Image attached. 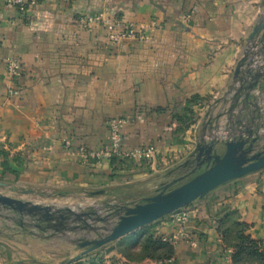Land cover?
<instances>
[{"label": "crops", "instance_id": "crops-1", "mask_svg": "<svg viewBox=\"0 0 264 264\" xmlns=\"http://www.w3.org/2000/svg\"><path fill=\"white\" fill-rule=\"evenodd\" d=\"M97 13L143 27L149 40L111 44L99 26L78 24L81 15ZM263 18L264 0H37L23 14L0 7V151L10 168L4 170L0 157V193L99 196L120 206L153 196L161 183L179 177L201 138L226 141L252 128L264 141V76L247 101L244 92L236 96L234 80L251 46L249 67L264 72L262 32L251 38ZM8 59L22 68L18 96L7 95ZM111 119L127 120L124 150L152 147L154 156L144 163L84 164L64 149V140L73 151L107 144ZM263 172L223 184L184 208L185 237L164 264H231V250L216 233L226 210L264 247ZM35 228L10 227L13 238L0 241V264H46L58 255L49 245L61 243L60 235ZM154 231L162 238L177 228L168 216ZM105 259L159 264L129 263L115 252Z\"/></svg>", "mask_w": 264, "mask_h": 264}, {"label": "water", "instance_id": "water-1", "mask_svg": "<svg viewBox=\"0 0 264 264\" xmlns=\"http://www.w3.org/2000/svg\"><path fill=\"white\" fill-rule=\"evenodd\" d=\"M258 32H262L264 44V18L253 30L251 38ZM252 48L253 46L249 49ZM250 50L244 52L234 71L236 96L244 92L246 101L257 87L259 79L264 76L260 69L252 70L249 67L252 65L249 61ZM259 143L260 139L252 128H245L239 131L236 137L226 141L199 139L187 160L181 165L184 171L179 177L161 183L153 196L142 198L138 202L114 206L117 220L109 232L98 239L80 240L77 246L82 251L64 264L80 261L103 247L187 208L223 184L264 170V145L256 151ZM0 206L18 216H27L33 221L44 224L58 222L57 226H54L55 232L66 229L67 222L84 223L85 218L93 219L94 216L93 213L76 214L69 209L61 214L59 211L53 212L49 206L32 204L2 194ZM97 221L101 222L102 219L98 218ZM18 224H21L19 220Z\"/></svg>", "mask_w": 264, "mask_h": 264}, {"label": "built area", "instance_id": "built-area-1", "mask_svg": "<svg viewBox=\"0 0 264 264\" xmlns=\"http://www.w3.org/2000/svg\"><path fill=\"white\" fill-rule=\"evenodd\" d=\"M36 2L37 0H0V7L12 8L18 13L23 14ZM77 22L84 29H88L93 25L99 26L104 31L106 41L111 44H119L124 41L144 43L149 40V36L143 27H136L133 24L105 13L81 15ZM151 28L159 29L155 23L151 24ZM5 69L8 81L6 88L7 95L9 97L18 96L19 91L16 83L22 76V68L18 61L8 59L5 61ZM126 123V119H111L106 121L105 126L108 130V142L95 151L87 150L84 147L73 151L69 140L63 141L64 149L68 153L78 156L84 164L93 162L99 165L102 161H109L114 158L138 163L149 161L156 153V149L149 147L145 149L124 150L122 147L121 128ZM170 216L177 231L172 236L162 237L161 241L175 246L180 239L185 237L184 228L189 216L183 209Z\"/></svg>", "mask_w": 264, "mask_h": 264}, {"label": "rangeland", "instance_id": "rangeland-1", "mask_svg": "<svg viewBox=\"0 0 264 264\" xmlns=\"http://www.w3.org/2000/svg\"><path fill=\"white\" fill-rule=\"evenodd\" d=\"M262 145H264V141H260L256 151L260 150ZM262 174L264 176V172ZM261 180L264 181V177ZM9 197L30 202L32 204H38L40 206H49L53 212L59 211L61 214L64 213L66 209H69L76 214H81V213L94 214V216H92L93 219L85 218L84 223L67 222L66 224L67 228L61 230L60 234H55L53 233L54 226H57L58 222L54 221L49 224H44L40 221H33L27 216H23V215L18 216L16 213L12 212L11 210L0 206V234H2L4 237L3 238L1 236L0 241L3 243H7L3 239L7 240L13 238L12 237L13 231L10 229V227H15L16 222H18L17 220H19V222L24 227L34 232H37L35 226L38 225L41 227L43 226V228L45 229H48L47 234L49 235L52 236L60 235L58 238L61 243L52 242L51 245H49L54 249V251L56 252L55 254L58 255L53 256L54 258L50 255L49 259L42 261L45 262L46 264H64V262L77 256L82 251L77 246L80 240H93L105 236L109 232V230L114 226L117 220L116 213L113 211L114 206H112L111 200L100 198L99 196L90 197V198H88L87 196H78L76 198L68 197L61 199L59 198L38 199L36 197L20 198L19 195L16 196L14 195ZM97 199H99L100 201H97ZM98 218L102 219V221L101 222L97 221ZM117 242L118 241L106 247H103L102 249H99V255H96V257L100 256L102 258L104 257L105 259L106 250H108V247L109 248L110 246L111 248L116 247ZM93 254L96 253L94 252L91 253V255L89 254L87 256H92ZM87 256L86 258L84 257L83 259L80 260L83 262V264H85L88 261ZM247 264H255V263H247Z\"/></svg>", "mask_w": 264, "mask_h": 264}, {"label": "trees", "instance_id": "trees-1", "mask_svg": "<svg viewBox=\"0 0 264 264\" xmlns=\"http://www.w3.org/2000/svg\"><path fill=\"white\" fill-rule=\"evenodd\" d=\"M192 119L181 121L182 125L189 124ZM2 167L10 171L7 163V154L0 151ZM117 158H114L115 160ZM112 160V159H111ZM264 171V170H263ZM224 216L217 222L216 233L220 236L226 249L231 250V264H264V247L260 242L253 240L248 234V226L240 222L239 217L233 211H224ZM155 224L148 225L134 234L117 242L114 248L108 247V252H115L129 263H140L145 260L164 264L174 256V246L162 242L154 231ZM92 256H87L85 264H107L104 257H96L99 250ZM91 255V254H90ZM86 258V257H85ZM71 264H83L77 261Z\"/></svg>", "mask_w": 264, "mask_h": 264}]
</instances>
